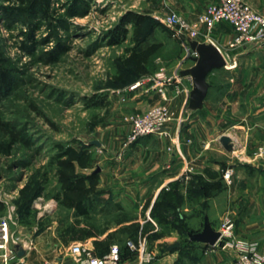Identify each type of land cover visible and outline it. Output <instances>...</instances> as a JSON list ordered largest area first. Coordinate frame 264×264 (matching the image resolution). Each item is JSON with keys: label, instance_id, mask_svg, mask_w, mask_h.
Wrapping results in <instances>:
<instances>
[{"label": "rangeland", "instance_id": "374dc122", "mask_svg": "<svg viewBox=\"0 0 264 264\" xmlns=\"http://www.w3.org/2000/svg\"><path fill=\"white\" fill-rule=\"evenodd\" d=\"M52 9V19L39 23L26 16L8 20L0 9V218L9 220V248L27 253L31 264H59L80 241L71 236L84 228L98 240L108 231L118 246L136 240L155 259L176 252L165 248L173 243L192 261L201 257L202 244H189L187 234L200 228L199 212L184 217L183 228L181 210L163 213L149 197L138 204L131 192L117 191L122 183L108 169V142L126 140L128 118L160 103L150 91L129 90L144 74L125 67L128 50L159 46L146 64L148 75L161 67H188L195 54L161 24L158 0H61ZM129 11L146 16L139 29L120 28ZM228 60H235L233 69L207 78L221 174L228 167L233 174L230 182L222 174L208 185L205 198L214 196L215 211L223 216L252 210L264 194V44H251ZM71 200H81L87 215L70 208ZM204 200L201 213L209 206ZM164 214L170 223L158 221ZM137 224L144 233L133 235Z\"/></svg>", "mask_w": 264, "mask_h": 264}, {"label": "crops", "instance_id": "0c3cea01", "mask_svg": "<svg viewBox=\"0 0 264 264\" xmlns=\"http://www.w3.org/2000/svg\"><path fill=\"white\" fill-rule=\"evenodd\" d=\"M217 0H158V8L161 9L160 14L166 15L171 12L177 13L189 23H195L203 8L210 3ZM253 9L259 13L264 14V0H244ZM203 31V29H201ZM234 31L230 25L219 22L214 28L211 37L215 45L220 48L222 52H226L229 56L235 55L237 59L243 53H246L248 46L228 50V43L233 37ZM193 64V63H192ZM190 64L189 66H191ZM185 67L183 69L189 68ZM180 74V68H176ZM172 72L171 70H168ZM179 86L182 91L174 94L171 88L168 89V97L170 98V108L176 112V120L167 126L170 135L166 136H147L138 139L128 148L122 146L125 141L124 137L114 138L109 141V147L112 148L108 158L109 170H113L115 176L122 183L117 191L131 192L135 195L138 204L142 205L147 198L152 204L160 191L163 188H168L170 184L178 183L177 189L183 195V202L180 207L184 217L188 218L194 214L196 216L199 212L203 219L207 216L211 226L217 230L222 220L223 214L215 211L214 196L205 198L202 195L188 196L186 187H193L199 181L203 185H214L221 179V160L219 157V150L215 148V138L217 136V129L215 125H210L209 121L213 117L210 109L215 105L214 101L209 99L210 88L207 92L205 101L201 109L192 110L190 114H185L184 110L188 109V97L192 89V81L189 76H181ZM148 93V92H147ZM150 96L154 95L156 102H158L157 95L150 91ZM184 109V110H183ZM189 110V109H188ZM178 136V143L173 145L170 141L171 136ZM259 166H264V162L260 161ZM187 170V172H185ZM262 185L264 180L262 178ZM129 196V195H128ZM209 202L208 209L200 212L199 206L202 201ZM257 205L252 210L236 209L230 212V218L233 220V238L236 242H240L246 246H253L256 251L264 256V229L262 226L264 219V194L257 196L255 199ZM196 219V217H194ZM200 219V218H199ZM186 220V219H185ZM204 221V219H203ZM203 221L200 228H195L194 232L200 231L203 226ZM196 222V221H195ZM197 226L199 225L196 223ZM108 231L99 236L100 240L105 238ZM96 237H90L88 244L93 246V241ZM76 242V241H75ZM118 246V244L112 243ZM111 246V245H110ZM109 246V247H110ZM109 249V248H108ZM105 252L103 255L105 256ZM230 252L219 251L217 253H210L209 255H201L194 261H183V264H225L231 257ZM27 253H20L16 261L20 260L23 264H31ZM72 256L75 258L71 259ZM61 256L59 264H79L80 257ZM178 258V252H173L165 255L163 258H156L153 255L150 264H174ZM15 261V260H14ZM134 257L125 258L119 261L118 264H135Z\"/></svg>", "mask_w": 264, "mask_h": 264}, {"label": "built area", "instance_id": "2783aa9c", "mask_svg": "<svg viewBox=\"0 0 264 264\" xmlns=\"http://www.w3.org/2000/svg\"><path fill=\"white\" fill-rule=\"evenodd\" d=\"M159 21L171 32L172 37L177 38L185 45H188L189 40L213 44L225 59L224 68L229 70L235 66V60H228L230 56L226 52H222L211 37L217 23L224 22L233 28L234 34L228 43V50L251 44H264V14L253 9L244 0H217L214 3L207 4L195 23L187 22L175 12L161 16ZM180 80L178 69H174L169 73L161 67L155 73L146 75L130 84L129 90L144 89V91L154 92L160 103L148 108L142 114L131 115L128 118L130 133L125 140V144H132L138 139L151 135L158 137H168L170 135L167 126L175 120V116L170 110L168 89L171 88L174 94L180 93L182 91L179 86ZM170 141L173 145H176L178 136H171ZM222 174L223 179L230 182L233 174L231 168H225ZM8 223L9 220L5 216L0 218V264H10L21 253L20 250L13 252L9 248ZM262 226L264 229V219ZM233 227L232 218L227 215L223 216L216 230L220 233V237L213 245H205L203 254L209 255L225 250L231 253V257L224 262L225 264H264V256L259 254L255 247L246 246L234 240ZM125 246L134 254L135 264H150L153 255L140 242L127 240ZM26 247L24 246V249ZM108 251L105 256H98L94 252L93 246L88 244V241H76L69 247L71 255L81 258L79 264H118L120 261L118 246L111 245Z\"/></svg>", "mask_w": 264, "mask_h": 264}, {"label": "trees", "instance_id": "16d2710c", "mask_svg": "<svg viewBox=\"0 0 264 264\" xmlns=\"http://www.w3.org/2000/svg\"><path fill=\"white\" fill-rule=\"evenodd\" d=\"M0 1L6 3V5L0 6V9H1L3 17L7 18L8 20L10 19L18 20L19 18H24V16H26V17H31L34 21H37L39 23L43 20L50 21L52 19L51 14L54 11V9L52 8L54 7L55 4H58L61 0H0ZM68 1L78 3L81 0H66V3H68ZM145 20H146L145 15H140V14L129 11L121 19L120 28H123L122 25L129 24L132 27L139 29L140 25H142ZM169 33L171 34L170 31ZM158 48L159 46L157 44H151V45L145 46L144 49L139 50V51H137L135 48L129 49L128 50L129 52L124 62L125 67L129 69L133 68L134 70H136V72L144 74L142 75L143 77L145 75H148L149 72H146V64L149 61L150 56H152L158 50ZM141 77L137 79H135V77H132L130 81H133L135 79L133 81L135 82ZM7 80L8 79L6 78L2 80L4 81L3 82L4 87L5 85H8ZM177 185L178 183L170 184L168 188H163L160 191L159 195L157 196L156 200L153 202V205L159 207V209L163 213L169 209H175L177 212L180 211V207L182 205L184 198L181 192L177 189ZM207 186L203 185V183L199 181L198 183L194 184L193 187H186L188 196L192 197L193 195L194 196L202 195L203 197H205L207 195L206 193L208 192V190L206 189ZM69 205H70L69 206L70 208L76 209V212L78 215L80 216L87 215L88 210L84 205H82L81 200L74 201V202H72L71 200V204ZM157 219L159 222L161 221V224H164V223L168 224L171 222L165 214L158 216ZM177 219H179V221L182 223V227L184 228L185 227L183 225L184 220H185L184 216L178 213ZM177 227H175L174 229H176ZM134 228L135 229H134L133 235H135L139 231H141V233H144V228L140 227L138 224L135 225ZM78 232L79 233H76L74 236H71L70 240L83 241V240L90 239V237L97 238L96 234L92 233L91 231L90 232L86 231L84 228L78 229ZM187 234H190V233H187ZM111 239H112V236L110 233H107L105 235V238L102 240L95 239L93 241L94 252H97L99 255L105 254V252L109 250L108 249L109 246L112 245ZM127 240L132 241L131 238ZM126 241H124L122 245L118 246V249L120 251V260L125 259V258L134 257V254L131 251H129L128 248L125 246ZM135 241L136 240H133V242ZM67 242L68 241H64V243H67ZM189 244L194 245V243L190 241H189ZM204 246H205L204 244L199 246V249H201V254H202V251L204 250ZM176 251L178 252V258L174 264H183L184 260L192 261L191 260L193 259L192 256H188V252H186L187 250H183L181 246L180 248L176 249Z\"/></svg>", "mask_w": 264, "mask_h": 264}, {"label": "water", "instance_id": "95a60500", "mask_svg": "<svg viewBox=\"0 0 264 264\" xmlns=\"http://www.w3.org/2000/svg\"><path fill=\"white\" fill-rule=\"evenodd\" d=\"M188 45L191 52L195 54L190 57L193 64L187 69L180 70V75L191 77L193 86L188 97V109L198 110L202 108L207 92L210 88V85L207 82L208 76L211 72L224 68L226 62L219 49L211 43H201L196 40H189ZM221 140L225 141L227 138L223 136L221 137ZM203 219L202 229L188 234L189 241L208 246L213 245L220 237V233L212 228L207 216H204ZM178 247L179 243L165 246L168 250H176Z\"/></svg>", "mask_w": 264, "mask_h": 264}]
</instances>
